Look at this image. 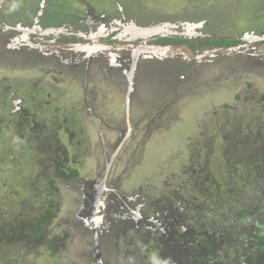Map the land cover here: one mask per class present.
<instances>
[{
  "label": "flooded vegetation",
  "instance_id": "af4514ba",
  "mask_svg": "<svg viewBox=\"0 0 264 264\" xmlns=\"http://www.w3.org/2000/svg\"><path fill=\"white\" fill-rule=\"evenodd\" d=\"M45 1L47 0H35L32 3L33 5L30 7L34 13L33 17L32 12L15 19L6 15L4 4L8 0H3L2 7H0L1 58L13 59L16 60L15 63L21 62L24 65H39L42 72L44 70H46L45 72L54 71L50 78L41 76L35 82L22 79L17 84L12 83L14 89L11 88L12 84L0 83V160L5 157L6 151H10L9 145L12 146L16 135L31 127L30 123L33 118H39L46 131L50 135L52 134L50 140L57 137L60 139V142L53 145V149L57 148L58 150L63 149L65 136L72 141L77 135L75 130L79 129L80 125L81 128L84 127V124H91L95 127L93 120H96L99 121V126L96 124V127L100 133V151L104 168L103 171L97 173L95 180H84L79 172L72 174L69 178H63L62 175L56 177L59 181H73L75 188H79L75 190V196L71 202L73 208L68 210L70 216L73 219H79L86 209L92 223L87 224L84 228L67 224L65 228L59 226L57 233H50L48 236L42 237L41 240H45V243L50 241L60 243L55 254L60 258L63 257V253L70 255L69 239L66 236H70L74 241L79 240L80 245L77 243V252L82 256L84 264H113L114 250L115 248L119 249L120 242L128 251L132 250L133 252L131 256H129V252L125 254L128 256L129 264H155V262L158 264L159 260L155 258L157 255L162 259L160 264H174L175 259H179L185 264L186 258L200 255L196 246L201 245L199 241L204 243L203 232L199 229L198 223L191 226L192 215L190 214L192 208H195L197 217L198 215L204 217L206 215V200L201 206L193 203V200H197L198 197L192 195L186 199L185 195L180 193L182 186L179 185L176 188L171 182V178L174 176L157 178L156 184L151 183L149 179L143 182L138 177V181L135 183L124 182L123 178L127 177L124 174L129 169L128 165L132 160L135 161L134 164L137 163L135 154L137 151L145 150L146 141L157 131L160 126L158 119H161L158 118L160 115H157L153 121H148L142 126L143 120L147 117L142 116L140 111L149 108V105L157 108L161 104L155 97L147 106L145 104L147 101L142 98V94H138L140 90L142 91V86L136 88L138 82L136 80L135 89L131 87L127 74L129 70L131 73L133 65L137 66V72L141 68L143 74H145L146 65H155L157 73H153L145 79L149 83L158 77L152 83L157 81L158 93L168 97L164 109L158 108L160 112H166L172 105L181 103L180 100L186 99V106L189 99L198 97L201 102L198 106L201 108L200 110L209 112L211 115L210 118L206 115L208 121L203 125L205 135L211 134L215 122L219 134L222 138L224 137L223 140L230 147V151L226 150V152L229 153V157L235 156V161L238 163V159L242 160L235 151L239 147L255 151L264 150V137L257 136L264 134V95L257 93L256 86L252 85H260L264 81V63L260 56H256L252 47L264 41L236 39L242 38L240 36L219 37L217 32L203 30L205 25L192 22L198 20L190 19L189 22L188 19L181 17H179V22L185 23L181 28L176 27L170 20L171 18L167 16L155 17L160 20H158L159 22L163 21L166 30L161 31L160 29L154 33L147 28L128 29L127 26L124 27L121 20L118 25L110 24L106 28L97 18H105L102 13L107 14L104 9L111 5L125 18L126 11L117 5V0H83L82 2L81 0H68V3L74 4V10L70 8L71 5H67L65 10L51 9L50 11L59 15L55 20L57 26L55 30L41 31L32 25L35 24L39 15L43 21L46 15H42L41 10H34V8L39 6L44 12L47 5ZM31 17L33 24L29 25ZM114 17L116 16L114 15ZM134 21L137 22V20ZM171 28H174L175 31L171 32ZM176 28L178 29L176 30ZM28 37L44 39L45 42L42 43L45 46H34L26 41ZM48 39L52 41H48ZM59 42L64 44L63 46L67 47L68 45L70 50L81 49V53L75 56L76 59L70 61H66L62 57L58 59L56 47H61ZM149 43H153L156 48L158 46H167L168 48H164L163 52L156 54L140 51H155V47H148ZM82 46L88 47L84 49ZM215 66L218 67V70L220 69L221 73L238 71L242 74L236 79L218 76V79L216 78L218 82L214 80L207 86V83L201 84L197 77L203 73L205 68ZM79 71H83L86 76L85 83L83 87L81 86L83 92L81 104L74 103L72 99H63L67 95L69 76L75 80L76 77L81 80ZM97 73L105 74L113 82L126 88V90L122 89V101L126 109L120 112L122 115L120 119L117 118L118 123H112L110 110L106 109L107 100L112 101V97L108 96L110 94H105L109 93L108 91L100 90L104 93L101 99H98L97 95L89 98V79ZM244 73L247 74L246 78L248 79L246 84H243ZM249 74L257 77L260 82L254 80V77ZM102 78L108 81L105 76ZM222 80L223 82H219ZM205 88H209V95L207 93L202 95L200 92ZM228 88H232V90H227ZM96 89L99 90L97 86ZM219 90L228 91V95L233 97L236 104L225 103L219 108L221 100L213 95ZM134 96L137 108L135 114L132 113ZM204 96L207 98L210 96V99L205 101L207 99H203ZM209 101L214 105L212 111L208 105L204 104ZM134 115L138 120L133 124L132 117ZM116 116L117 112L115 111L113 117ZM82 120L83 122L80 124ZM123 121H126L125 124ZM6 127L10 128L11 132L5 133L4 128ZM228 128L229 130H227ZM17 130H20L18 134ZM139 134H143V136L138 137ZM112 135L116 137L110 139ZM45 138L48 139L47 136ZM136 139H138V143L134 142ZM190 140L191 138L188 139L189 144ZM1 141H4L5 145ZM130 142H134L133 146L135 147L131 148ZM24 143L32 150L27 140H24ZM194 143L187 146L183 140L181 146L185 151L187 148L194 149L193 158L204 148L200 145L195 149ZM208 145L212 147L211 154L217 155L219 147L210 143ZM13 149V155H15L16 150ZM17 152L19 153V151ZM31 154L30 152V159H32ZM36 158L37 161H42L40 156L36 155ZM76 158L77 156H74L70 160L75 161ZM78 163L77 161L73 162V165H81ZM120 167L122 168L120 169ZM191 168L192 166L186 167L178 179L195 172L197 191L202 194L200 186L206 180V171L204 172L200 168L196 172ZM141 186L146 187L141 188ZM186 220L190 225L186 223ZM179 227H182L181 231ZM44 229L47 230V224L44 225ZM55 231V228L50 230V232ZM209 236L216 239L215 231ZM222 242L219 241V245ZM86 245H88L87 248H90L89 251L85 248ZM80 246L83 250L82 253H80ZM217 246L216 242L212 244L215 249ZM219 248L221 247L219 246ZM201 253L208 255V252L203 249ZM91 257L93 258L92 262L89 261Z\"/></svg>",
  "mask_w": 264,
  "mask_h": 264
},
{
  "label": "rangeland",
  "instance_id": "374dc122",
  "mask_svg": "<svg viewBox=\"0 0 264 264\" xmlns=\"http://www.w3.org/2000/svg\"><path fill=\"white\" fill-rule=\"evenodd\" d=\"M83 0H81L82 2ZM86 1V0H84ZM117 5L122 9L126 11L125 18L119 14V12H116L114 10V7L112 5L104 9L107 14L103 12L102 14L105 15V18H97L99 22H101V25L105 26L106 28L112 24V25H118L120 20L123 22L124 27L127 26L128 29L134 30L135 28H147L149 30L154 29V32L157 31H163L166 30L164 28L165 25H163V21L159 22L160 20L155 17H164L167 16L168 18H171L170 20L174 22L175 26L178 28L184 27V22H179L181 18L188 19L190 22V19H195L198 21H192L196 23H201L202 25H205L202 29L203 30H210L214 33H219V37H238L239 31L243 32L245 35L249 32H254L256 34H264V0H117ZM35 0H8L7 3L4 4V10H6V15H8L11 18H20L28 14V12L31 11V5L34 3ZM47 5L44 9H40V7H35L34 10H41L40 13L45 16L44 21L41 19L40 15L33 24L32 17L34 13L32 12V17L30 20V24L32 26H36L37 29H40L41 31H50L55 30V27L57 26L55 20L59 16L58 13H55L53 11H50L51 9L59 10L66 8L67 5H71L70 8L74 10L75 6L74 4L68 3V0H47ZM94 5V2H92ZM3 1L0 3V7H2ZM113 6H115L113 4ZM116 7V6H115ZM117 8V7H116ZM1 9V8H0ZM114 15L116 17H114ZM139 15V16H137ZM113 20H112V19ZM161 19V18H160ZM50 20V21H49ZM134 20H137V22H140V24H137ZM159 20V21H158ZM133 26V27H132ZM176 28V30L178 29ZM171 32L175 31L174 28L170 29ZM81 33V32H78ZM242 37V35L240 36ZM26 39V38H25ZM32 40V41H29ZM27 42L33 44L34 46H45L44 39L35 38V37H28L26 40ZM48 41H52L49 40ZM61 45V47H56L57 52L56 55L59 58H63L66 61H70L71 59H76L75 56L79 55L81 53V49L79 50H70L69 46H63L64 44L58 43ZM150 47H155L153 43H149ZM88 46H82V48H86ZM254 48V52L257 57L260 56L262 62L264 63V42L257 44L256 46H252ZM164 48H168L167 46H164L162 48H158L157 51H144L147 54H156L158 52H163ZM170 48V47H169ZM178 48V47H177ZM182 48V47H179ZM83 52V50H82ZM168 53V52H166ZM263 55V56H262ZM16 60L13 59H2L0 56V83H3L5 85L15 83L17 84L22 79H29L32 82H35L41 76L44 77H52L54 71L50 72H42L43 70L40 69L39 65H24L23 63H15ZM226 61V60H225ZM224 61V62H225ZM228 62V61H227ZM137 66L133 65V69L129 70V73L127 74L129 77V83L131 84V87L135 89V81L136 88L142 86V91L140 90L138 94H142V98H144L145 104L147 106L149 103H151V100L156 97V100L159 101L161 104L160 107L154 108L153 106H148L149 108L143 109V111H140L141 115H145V118L143 120L142 126L146 122L153 121L154 117L157 115H160L158 118L159 127L155 133L152 134V137L148 138L146 141V147L145 150L142 152H138L135 154V160H137V163L134 164V160H132L131 164L128 165L129 169L126 171L124 175H127V177H124V182L126 181L129 183H135L138 181V178L143 180L145 182L147 179L151 181V183L156 184L157 178H166L168 176H174L171 178V182L175 185L177 188L179 185L182 186L180 193L185 195V198L187 199L188 196H195L198 197L197 200H193V203L203 205L205 202V196L204 194L198 193L197 188V177L195 176V172H192L191 175H186L181 179H178V177L182 176L183 171L186 167H191L192 170L196 171L200 168L203 169L205 172H216V176H222L223 167H219V156L220 153L224 157H228L229 153L226 152V150L230 151V147L226 144V142L223 140L222 136L219 134L217 130V125L214 122V126H212L211 134L205 135V127L203 128V125L208 121V118H210L209 112L201 111L200 107H198L201 102L198 97H193L187 101V105L185 106V100H180L181 103L177 105H172L169 107V109L166 112H160L159 109H164V106L166 105V100L168 97L166 95L162 96L157 91V81L152 83L153 81L157 80L158 77H155L153 80L149 81V83H152V85L148 83V81L145 78H148L151 74H156L155 71V65H146L145 66V74H143L141 68L137 72L136 70ZM153 70V72H152ZM103 74V73H102ZM241 72L233 71V72H226L221 73L220 69L218 70V67L215 66L213 68H205L203 73L200 74L197 78L199 81H201V84L212 83L214 80L215 82H218L216 78L218 79V76L228 77L230 79H236L241 76ZM80 79L79 80L76 77V80L72 78V76H69L70 83L68 84L69 87L67 89V95L63 99H69L74 103H82V97L83 92L81 89V86L83 87L85 83V74L83 71H79ZM75 76V73H74ZM102 76H105V78L108 81H105ZM249 76L254 77V80H258L257 77L254 75L249 74ZM66 77V75H65ZM247 74H243V84H246L248 82V79L246 78ZM88 85V95L89 98H91L93 95H97L98 99H101L104 93L100 90H106L110 94L109 97H112V101L106 102V109L110 110V115L112 119V123H118L117 118L120 119V116L126 107L123 106V90H126V88L122 85H118L113 80L109 79L105 74L97 75L91 77ZM125 80V79H123ZM259 81V80H258ZM219 82H223L219 81ZM260 82V81H259ZM98 84V85H97ZM124 84V82H122ZM147 84V85H145ZM13 85H11V88H13ZM149 85V86H148ZM256 86L255 91L257 93L264 95V81L259 84H252ZM96 86L99 90L96 89ZM73 88V89H72ZM227 90H232V88H228ZM207 91V92H206ZM203 94L209 95V88H205L200 91ZM70 93V95H69ZM219 93V96H218ZM91 94V95H90ZM165 94V93H164ZM228 91L219 90V92H215L213 95L215 98H219V108L221 105L228 103L230 105L236 104L233 97L228 95ZM203 99H207L205 101H208L210 99V96L202 97ZM133 105H132V113L135 114L137 108L135 106V96L133 97ZM169 102V101H168ZM204 102V101H202ZM205 105H208L210 108V111L213 110V106L211 104V101L205 102ZM191 107V109H190ZM34 108V107H33ZM32 108V109H33ZM151 108V109H150ZM159 108V109H158ZM128 109V104H127ZM153 109V110H152ZM34 111V110H33ZM115 111L117 112V116L113 117L115 115ZM191 112L189 114V112ZM119 112V113H118ZM147 114V115H146ZM208 118H207V116ZM140 116V114H139ZM206 117V118H205ZM37 120V118H33V120ZM39 119V118H38ZM133 124L138 120L137 117H132ZM40 120V119H39ZM91 121V120H90ZM83 120L80 124H82ZM126 121H123L125 124ZM92 126L84 124V127L79 129H76L75 132L77 133L76 137L73 138L72 141L65 136L63 138V153H61V157L68 156L70 158H73L74 156H77L76 160L72 161L70 160L69 163L71 164L73 162H79L81 165L76 166L75 168L78 169V172L83 176L82 178L84 180H95L97 177V173L103 171L104 168V162L102 153L100 151L101 147V139H100V133L96 127L99 126V121L93 120ZM9 127V126H8ZM4 128L5 133L11 132L10 128ZM234 129V128H233ZM20 132V130H17V134ZM232 132V131H231ZM248 133L247 131H245ZM140 135V134H139ZM215 135V136H214ZM246 135V134H244ZM18 137V135H16ZM143 136L141 134L138 137ZM248 136V135H246ZM245 136V137H246ZM116 137L115 135H112L110 139H113ZM191 138L190 144L188 143V139ZM138 139H136L134 142H137ZM183 140L188 145H192V143L195 144V149L200 147V145L204 146L202 150L199 151V153L196 154V156L193 158L192 152L194 149H188L187 151L184 150L182 146ZM141 141V140H139ZM4 145L5 142L1 141ZM134 142L131 143V148L135 147ZM97 143V144H96ZM212 144L219 147V151L217 152V155L211 154V148L208 144ZM94 144L95 147H94ZM17 146H15V150H17ZM192 147V146H191ZM102 150V149H101ZM223 150V152H222ZM132 152V149L130 150ZM69 153V154H68ZM234 153V152H233ZM68 154V155H67ZM224 154V155H223ZM201 155V156H200ZM200 156V158H199ZM234 159H236L235 156H233ZM192 162V163H191ZM78 163V164H79ZM236 165V161L234 162ZM183 164V165H181ZM72 165V164H71ZM181 165V166H180ZM199 165V166H198ZM31 166L29 165L28 168ZM197 167V169H195ZM26 165L23 166V169H25L28 173L26 175V171L24 172V176H20L21 173L17 174V171H12L14 168H7L5 166V171L2 172L1 169L2 166H0V210L7 209L11 210V214H9L13 221L17 217L16 214H19L22 211V208L20 206V200L21 198H25L26 200L30 199V197L33 195H36L32 193V191H26L23 189V185L26 180L29 182L30 178H32V175L30 172H28V169ZM122 167H120L121 169ZM119 169V170H120ZM264 169V166H263ZM262 169V171H263ZM131 171V172H130ZM198 172V171H196ZM138 177V178H137ZM253 178V176H252ZM19 180H21L19 182ZM229 180V179H227ZM236 178H231L230 181H236ZM27 182V183H28ZM26 183V184H27ZM83 183V182H82ZM75 182L67 180L64 182V186L61 187L57 191V199L53 202L55 203V208H61V212L58 214L57 217H55L54 222L52 224L51 228H57L59 226H63L64 228L67 225H74V227H80L84 228L87 224L92 223V219L88 216L87 210L81 214L80 218H72L70 213H68V210H71L73 208V205H71L72 199L75 196V190L79 188H75ZM145 184V183H142ZM29 186V183H28ZM48 185L45 183L43 184V192H48L49 188H47ZM39 187L42 188L41 184ZM146 186H141V188H144ZM74 188V189H73ZM22 189V190H21ZM37 192L40 193L41 190L37 189ZM17 193L23 195L21 198L17 195ZM15 194V195H14ZM47 194V193H46ZM41 195V194H39ZM177 206H179L176 203ZM195 208H192V225L194 226L198 223L197 220L201 219L202 216L198 215L194 211ZM191 211V210H190ZM26 213V212H24ZM229 211H227L225 214L227 216L229 215ZM16 215V216H15ZM221 217L219 216H207L206 219H208L210 222H219V219ZM0 220L3 221V217H0ZM191 220V219H190ZM14 223L20 225L17 221H14ZM186 223H188V220H186ZM67 224V225H66ZM219 225V224H218ZM182 227H179V230L181 231ZM27 238H25L26 240ZM24 240V243L27 245L28 249H30V254L27 255V259L24 262H20L21 264H84L82 256L77 252L79 240H73L72 238L68 241V250L70 251V255L67 253H63V257H56L51 253V249L48 248V246L44 243L45 240L42 241L44 244L43 247H40V241H34V240H27L28 243ZM78 243V244H77ZM88 245L85 246L87 248ZM221 247V245H219ZM223 248V247H222ZM222 248H219L217 251V254L224 255L226 252ZM80 253H82L81 246L79 247ZM88 251L90 248H87ZM115 257L113 258V264H129L128 263V256H125L129 252V256L132 255V250L128 251L123 244H119V249L115 248ZM40 252V253H39ZM85 252H87L85 250ZM144 252H146L144 250ZM230 254L232 257L235 255L232 251H230ZM156 259L159 260L158 264L162 263L161 257L158 255L155 256ZM90 262L93 261V258L91 257L89 259ZM181 260H176L174 264H178ZM214 261H207L206 264H213ZM156 264V262H155ZM180 264V263H179Z\"/></svg>",
  "mask_w": 264,
  "mask_h": 264
},
{
  "label": "trees",
  "instance_id": "16d2710c",
  "mask_svg": "<svg viewBox=\"0 0 264 264\" xmlns=\"http://www.w3.org/2000/svg\"><path fill=\"white\" fill-rule=\"evenodd\" d=\"M238 34L241 36L244 31H239ZM30 125L28 130H22L18 134L19 137L16 136L12 146L9 145L12 152L6 151L5 157L0 160L2 172L5 171L6 166L14 168L12 171L16 170V175L21 173L20 176L25 175L23 171L26 170L23 166L26 165L28 168L30 165L28 172L31 173L32 178L29 182L27 179L22 185L24 190L36 193L28 200L21 198L23 195L17 193L21 198L22 211L16 214L14 221L20 225L14 223L9 215L11 210H0V217H3V221L0 220V264H21V261H26L31 251L24 243L25 238L27 243L29 239L40 241V247H43L41 238L50 233H57L50 232V227L62 209L55 208L53 202L57 199V191L64 186L66 180L59 181L56 177L62 175L63 178H69L72 174H78V169L72 161V165L69 163L70 157L59 155L60 152L63 153V149H53L54 143L60 142V139L53 138L52 142L50 140L52 134L46 131L39 119H34ZM46 136L48 139L45 138ZM257 136L264 137V134ZM24 140L28 141L33 151L25 146ZM17 145L19 153L16 151L13 155V148ZM235 151L236 155L242 158L237 160L236 165L233 156L224 157L220 153L218 166L223 167L222 176H216V172H205L206 180L202 182L200 188L205 193L206 215L198 221L204 243L199 241L201 245L196 246L200 255L186 258L185 260L188 261L184 260L185 264H206L207 261H214L213 264H264V150L243 149L241 146ZM30 152L32 159L29 158ZM36 155L41 157V162L37 161ZM26 175H28L27 171ZM231 178L237 180L230 181ZM44 183L48 185V192H43ZM40 184L42 188L39 187ZM36 188L41 190L40 193ZM227 211L230 212L228 216L225 214ZM218 214L221 217L219 222H210L206 219L207 216H218ZM45 224H47L46 231ZM214 231L216 239L209 236ZM219 241H223L221 248L223 247L226 252L224 255L217 254ZM215 242L218 244L217 249L212 247ZM45 244L52 250L53 255L60 247V243L54 241ZM202 249L208 252V255H203ZM230 251L235 255L234 257ZM179 263L184 264L181 261Z\"/></svg>",
  "mask_w": 264,
  "mask_h": 264
},
{
  "label": "water",
  "instance_id": "95a60500",
  "mask_svg": "<svg viewBox=\"0 0 264 264\" xmlns=\"http://www.w3.org/2000/svg\"><path fill=\"white\" fill-rule=\"evenodd\" d=\"M3 0H0V3L2 2ZM236 39H240V40H243V41H264V34L260 35V34H255V33H246V35L242 38H236Z\"/></svg>",
  "mask_w": 264,
  "mask_h": 264
},
{
  "label": "bare ground",
  "instance_id": "6f19581e",
  "mask_svg": "<svg viewBox=\"0 0 264 264\" xmlns=\"http://www.w3.org/2000/svg\"><path fill=\"white\" fill-rule=\"evenodd\" d=\"M151 31L154 33L155 30H154V29H151ZM148 47H150V46H148ZM162 47H164V46H158V48H162ZM155 48H156V46H155ZM158 48H156L155 51H157ZM140 51L144 52V51H146V50H140ZM144 53H145V52H144Z\"/></svg>",
  "mask_w": 264,
  "mask_h": 264
},
{
  "label": "clouds",
  "instance_id": "9594fccd",
  "mask_svg": "<svg viewBox=\"0 0 264 264\" xmlns=\"http://www.w3.org/2000/svg\"><path fill=\"white\" fill-rule=\"evenodd\" d=\"M256 34V33H255ZM261 35V34H260ZM243 37V36H242ZM67 181V180H66ZM69 226H73V225H69ZM56 232H57V230H56ZM67 237V239H71V237L70 236H66Z\"/></svg>",
  "mask_w": 264,
  "mask_h": 264
}]
</instances>
